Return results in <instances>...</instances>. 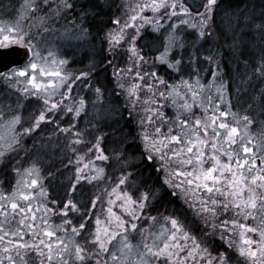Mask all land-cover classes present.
I'll list each match as a JSON object with an SVG mask.
<instances>
[{
    "label": "snow or ice",
    "instance_id": "6c2138e0",
    "mask_svg": "<svg viewBox=\"0 0 264 264\" xmlns=\"http://www.w3.org/2000/svg\"><path fill=\"white\" fill-rule=\"evenodd\" d=\"M218 2L201 0L196 11L185 0H124L118 5L119 15L110 20L103 43L109 55L118 48L125 52L124 66L113 71L112 95L122 98L120 107L108 101L101 87L89 85L90 98L73 96L75 84L87 82L90 72H67L69 61L57 59L44 40L46 33H59L56 38L66 42L90 39L86 5L19 0L11 16L0 17V50L19 57L9 72L0 70V84L42 101L27 126L19 111L0 106V159L19 157L24 138L42 123L54 124V134L64 135L74 155L68 158L74 173L63 201L50 196L44 181L54 174H45L35 160L25 167L19 157L12 168L14 182L5 187L0 181V264H264V119L249 114L257 100L264 105V89L243 111L229 93L234 87L239 103L254 76L264 79V49L254 64L238 60L243 70L235 80L225 77L220 47L198 50L218 39ZM241 19L245 27L251 21L245 15L224 22L232 39L223 48L233 54L241 44L237 28L245 30ZM149 28L159 39L153 55L138 44ZM189 29L195 42L185 56L183 33ZM253 31L264 45V20L253 23ZM89 103L98 120L107 119V111L131 125L119 148L106 152L102 145L108 134L96 131L97 125L92 132L77 127ZM56 112L73 114L67 127L51 115ZM129 144L139 151L128 152ZM145 161L169 194L187 206L192 221L147 211L159 190L137 179L143 175L138 165ZM109 166L116 173L111 179ZM82 181H103L105 187L78 206L72 194ZM217 240L222 247H216Z\"/></svg>",
    "mask_w": 264,
    "mask_h": 264
},
{
    "label": "trees",
    "instance_id": "16d2710c",
    "mask_svg": "<svg viewBox=\"0 0 264 264\" xmlns=\"http://www.w3.org/2000/svg\"><path fill=\"white\" fill-rule=\"evenodd\" d=\"M0 1L4 4H16L19 0ZM122 2H124V0H77L78 6L86 5L90 10V15L88 16V25L91 32V37L86 42H84V46L82 49L83 52L80 54V56L77 55L79 54V51L70 49L68 57L70 60L69 66L74 70L73 72L76 73V71H87L91 74L87 82L81 81L79 85L74 86L73 92L75 93V96H84L86 98H89V92L88 90H86L87 88H89V82H92V87H98L101 80L102 82L100 87L106 90L108 101H111L116 105V107H120L122 105V98L112 95V92L115 89L113 71L117 66H124L126 57H123L124 50L122 48H118L115 54L109 55L105 51L107 45L106 43H103V36L105 31H107V29L111 27L110 20L115 15H119L118 5ZM185 3L190 6L192 11H196L197 9H199L198 5L200 3V0H185ZM218 3L219 5H223V11H225V13L227 14H231V16H233V14L235 13V17L240 16L242 18L244 14L250 13L252 15V18H254L251 20L250 27L252 26V28L253 23H259L264 20V0H219ZM223 14L224 12H222V14L215 13L214 18L218 15ZM149 29L144 32V35L142 39L138 41V44L141 48H143L146 54L153 55L155 53V49L159 47V39L158 35H155L152 31H149ZM218 30V28H215V37H218L216 35V31ZM221 34L218 39H214L213 42L210 39L204 42L203 49H201V46H199L198 50L203 52L206 51L209 47H221L224 52V55L221 58V63L223 66L225 77L229 80H235L243 70L241 67L242 65L237 67L238 60L247 59L249 60L250 64H254L255 61L261 56L264 45H262L258 51V44L256 43L257 40L255 38L250 39L249 37L247 38L245 36L244 40H247L246 42L249 43V48L242 47L244 49V52L240 54H233L227 49L223 48L225 41L227 40L228 42H231L232 37L226 39L224 35ZM188 36L189 37L186 40L185 56L189 54V51L191 52L193 50L192 45L195 42L192 40L193 38L191 37V34H188ZM105 63L108 66L107 69H103ZM200 66L205 65L201 64ZM158 70L160 74H165V72L167 71L163 66L159 67ZM250 82L251 83H248L247 85V91L242 92L240 96L239 105L242 108V105H245V107H247V105L252 102L251 99L254 96L259 97L261 90L264 89V79L254 76ZM2 88L3 86L2 84H0V92L2 91ZM233 88L234 87H230L229 93L232 96V102H235L236 94ZM261 109L262 105H260V110L255 111V113H262ZM103 115L107 116V119L98 120L96 116L95 118L90 119L86 116V118L82 121L81 118L82 124L85 125L82 126V129L84 130L85 128H87L89 132H92L93 129L91 126L95 124L97 125L96 131L106 132L108 135L105 137L102 146L104 147L106 152H110L111 149L120 147V141L124 138V136H127L132 131V128L131 125L127 122L126 118H119L118 113H109L106 111L105 113H103ZM262 119H264V114L262 116ZM47 137L50 136L48 135V133L45 134L44 131H41L39 134L36 133L35 135L26 137L23 141V149L19 153V157H23L24 159H31L30 157L33 156L44 157L45 164H43V167L46 168L43 169L44 173L46 174L51 170L50 172H52L54 175L56 174L55 180L58 181V176L65 170L64 167H67L68 158L70 157V154L72 152L68 147V150H64V145H66L67 143L65 138L64 140L62 139L64 141L63 147H61V149H59L58 151H53L51 149L50 141ZM83 147L84 146H79L80 149H83ZM24 150H27L29 152V157L24 156ZM127 151L138 152L139 149L136 145L129 144L127 147ZM54 153H58V155H64V157L59 160H54ZM11 157L19 158L15 155ZM138 167L143 175L137 177V179H143L148 185L159 190L157 199L150 207L152 208V215L155 210H159L160 212H164L165 214L174 213L184 215L187 216L189 221H192L190 219V215H188V213L190 212L188 208L183 209V202L178 197L169 194L170 190L162 185V179L156 175V173L153 171L152 166L145 161L143 164H139ZM68 168L71 175L74 169L71 166H68ZM111 168L113 167L110 166L107 168L108 172L111 171ZM113 169L115 170V168ZM81 186L83 185H80L79 187ZM66 188L68 187H63L64 193ZM88 188L90 187L88 186ZM190 214L192 213L190 212ZM215 243L216 247H222L219 240H217Z\"/></svg>",
    "mask_w": 264,
    "mask_h": 264
},
{
    "label": "rangeland",
    "instance_id": "374dc122",
    "mask_svg": "<svg viewBox=\"0 0 264 264\" xmlns=\"http://www.w3.org/2000/svg\"><path fill=\"white\" fill-rule=\"evenodd\" d=\"M18 3H19V1L16 4L15 3H13V4H10V3L9 4H4V3H1V1H0V17L11 16L13 14V12L17 9ZM200 4H201V0H200V3L198 5V7H200ZM222 12H224L223 15H218V16H216L214 18V27L218 28L220 30V31L219 30L216 31V35L218 37L222 33L224 35V37L226 39H228V38H231V35L226 33L224 22L225 21L231 22L233 17H235V13L233 14V16H231V14L225 13V11H223V5H219V3H218V6L216 8V12L215 13H221L222 14ZM245 15L249 16L251 18V20L254 19V18H252V15L250 13L244 14L242 16V18ZM248 25L245 27L244 24H243V20L241 19L240 27H245V30L243 32H239V28H237V33L239 34V39L241 41V44H240V48H239L238 52L235 53V54H238V53L240 54V53L244 52L243 48H245V47L249 48V43L246 42L247 40H244L245 36L247 38L248 37L250 39L255 38L257 40L256 43L258 44V51H259L260 47L262 46V44L260 43L259 36L253 31L252 26L250 27L251 21L249 22ZM57 27H59V25H57ZM149 31H151V29H149ZM154 34L158 35L157 33H154ZM188 34H191L192 35L191 37L193 38L192 40L195 41V33L191 29H189V30H187L186 32L183 33L185 42H186L187 38L189 37ZM58 35H59V33H46L45 37H44V40L47 41V46L50 47L51 50L56 54V58L57 59L66 58L69 61V63L66 66H64V69L67 72L75 73V72H73L74 70L69 66L70 65V60L68 58L69 57V50L70 49H74L75 51H79L78 52L79 54H77V55L80 56V54L83 52L82 49H83V46H84V42H86L87 40H83V41L73 40L71 42H66V41L58 40L56 38ZM210 40L212 42L214 41V39H210ZM222 42H223V40H222ZM42 46H44L43 42H42ZM197 47H199V46H197ZM192 48H193V45H192ZM201 49H203V45H202ZM116 52H117V50H116ZM119 57H121V56H119ZM123 57H126L125 56V52L123 54ZM238 66H240V65L238 64L237 67ZM107 67L108 66L105 63V65L103 66V69H107ZM200 67L203 69L205 66H200ZM76 73H79V72L76 71ZM207 78L208 77H205V79H207ZM80 82L81 81H78L75 85H79ZM101 82L102 81L100 80V84L98 85V87H100ZM91 83L92 82H89V85H91ZM249 83H251V82H249ZM2 86H3V88H2V91L0 92V106H11L12 108H14L17 111H19L22 114V120L25 121V126H27V122L31 121V118H32L31 114L42 107V101L38 100L36 98H31V97L24 98L15 89H10L8 86H6L4 84H2ZM92 88H94V87H92ZM92 88L89 87V88L86 89L89 92V95H88L89 98L92 96ZM233 90H235V89L233 88ZM72 95L75 96V93L73 92ZM18 102H19V105H20L19 107H18ZM251 103H253V100H252ZM233 105L237 106L241 111H243V109L246 108L245 105H242L243 106V108H242L239 105V103L237 102L236 98H235V102H233ZM260 105H261L260 101L257 100L253 104V107L249 110V114L252 115V116H255V117H258V118L262 119V116H263L262 113H255V111L260 110ZM262 107H263V105H262ZM51 115L56 118L57 123H59L61 127H67L68 124H69V121L72 119V116H73V114L61 115L59 112L53 113ZM86 116L88 118H90V119L95 118V115L92 112V106H91L90 103L88 104V107H87L86 111L83 112L81 114V116L77 120V127L80 128L81 130H83L82 126H85L84 124H82V121L86 118ZM81 118H82V121H81ZM54 130H55V125L54 124L42 123L41 127L39 129H37L31 135L26 136V137H30L32 135H35L36 133L39 134L41 131H44L45 134L48 133V135L50 136V137H47V138L50 141L51 149L53 151L54 150L58 151L59 149H61V147H63V144H64L63 140H64L65 137H64L63 134H62V136H61V134H59V135L54 134ZM87 138L91 139V136H89ZM80 146H84V145H80ZM84 147H83V149H84ZM83 149H81V150H83ZM64 150H68V148L65 147V145H64ZM63 157H64V155H58V153H54L53 159L54 160H56V159L59 160V159H62ZM70 157L74 158L73 153L70 154ZM30 158L31 159H24V161H25L24 166L25 167L28 166L29 160H35L38 163V165L42 167V169H46V168L43 167V164H45L44 157H37V156L34 157L33 156V157H30ZM17 159L18 158H16V157L15 158L14 157H8V158H5V159H0V181H4L5 182V187H7L8 183L14 182V180L16 178L15 177V173L12 171V168L16 166ZM97 164L99 166H103V162H101V161H97ZM64 168H65V170L61 174H59V176H58V178H59L58 181L55 180L56 179V174L52 175L49 180H45L44 181V183L48 187L50 196L52 198L60 200V201H63L65 199V197H66V195L68 193V188L65 189V193H64L63 187L64 186L68 187V185H69V177L73 176V173H74V171H73L71 173V175H70V171H69L68 166L64 167ZM114 174H116V173H115V170L113 168H111V171H109V172L106 169V175H107V177L109 179H111ZM80 185H83L84 187L83 186L79 187ZM80 185L77 186V191L72 194L74 199H75V201L78 202V206H83V205L88 204L89 199L92 197V195L94 193H98L100 189L105 187V184H104L103 181H95V182H93L91 184L87 183L86 181H82ZM88 186L90 188H88ZM147 211L152 214V212H151L152 208H149ZM74 215H75L74 213H70V216H74ZM176 215H179V214H176ZM188 215H190V219L193 220V216H192V214H190V212L188 213ZM54 219L57 222H59L60 218L59 217H55Z\"/></svg>",
    "mask_w": 264,
    "mask_h": 264
},
{
    "label": "water",
    "instance_id": "95a60500",
    "mask_svg": "<svg viewBox=\"0 0 264 264\" xmlns=\"http://www.w3.org/2000/svg\"><path fill=\"white\" fill-rule=\"evenodd\" d=\"M9 50H0V52L4 53L2 56H0V70L7 72L10 70V67L12 66V61L14 59H19V57L9 56L8 53Z\"/></svg>",
    "mask_w": 264,
    "mask_h": 264
},
{
    "label": "flooded vegetation",
    "instance_id": "af4514ba",
    "mask_svg": "<svg viewBox=\"0 0 264 264\" xmlns=\"http://www.w3.org/2000/svg\"><path fill=\"white\" fill-rule=\"evenodd\" d=\"M183 204H184V203H183ZM182 208H183V209H186L187 206L184 204ZM156 214H157V211L155 210V212L153 213V215H156Z\"/></svg>",
    "mask_w": 264,
    "mask_h": 264
}]
</instances>
